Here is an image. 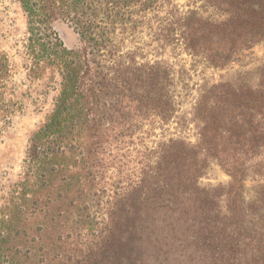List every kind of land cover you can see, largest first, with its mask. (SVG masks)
Segmentation results:
<instances>
[{"label":"trees","instance_id":"obj_1","mask_svg":"<svg viewBox=\"0 0 264 264\" xmlns=\"http://www.w3.org/2000/svg\"><path fill=\"white\" fill-rule=\"evenodd\" d=\"M18 1L29 76L55 71L61 80L29 138L22 177L0 202V264H146L148 252L166 257L189 240L194 255L205 253L197 264H264V229H244L241 192L255 166L264 204V83L205 86L193 106L194 143L148 140L178 105V70L160 43L177 33L189 56L224 67L264 41V0H208L218 20L168 9L167 0ZM67 18L80 36L75 49L51 27ZM115 19L154 28L148 43L160 47H120L130 34L115 31ZM9 74L0 53V118L17 108ZM208 157L230 177L223 212L221 189L198 184Z\"/></svg>","mask_w":264,"mask_h":264},{"label":"rangeland","instance_id":"obj_2","mask_svg":"<svg viewBox=\"0 0 264 264\" xmlns=\"http://www.w3.org/2000/svg\"><path fill=\"white\" fill-rule=\"evenodd\" d=\"M167 1L166 8L176 9L175 11L185 15L195 14L210 20L223 17L208 0ZM114 21L115 31H120L124 36L130 34L129 39L120 47H140L137 46L140 41L142 47L158 46L155 43H148L155 31L154 28L136 29L130 25V20L126 21V24L122 20ZM146 21L147 19H143L147 25ZM27 25L26 14L18 0H0V53L7 55L10 67L9 78L6 81L7 96L12 98L17 107L8 117L0 118V202L7 198L8 192L21 179L29 138L51 112L60 89L61 79L55 71L46 72L40 79L29 76L31 60L26 48ZM155 26L157 23L152 24V27ZM51 27L67 48L75 49L80 46V36L75 32L74 23L70 18L54 20ZM131 37H134V42L130 41ZM160 46L166 47L169 55H173L170 60L174 62L175 70H178L174 75L177 80L174 97L178 105L176 117L168 124L160 125V128L153 132L154 135L148 138L150 142L156 143L170 137L190 143L196 141L197 122L194 120L193 106L203 87L218 82H228L237 87H254L264 83V41L239 53L233 61L221 68L209 66L200 59L189 56L184 51L185 46L177 33L170 34ZM205 163L206 167L198 184L200 188L211 193L219 192L221 189L218 206L223 212V198L228 190L230 177L217 160L208 157ZM255 172V166H250L243 180L241 192L243 206L246 209L244 229L256 231L264 229V204L258 200L263 183ZM184 247V250L169 253L166 257L161 255L157 257V251L154 253L150 251L146 264H153L157 258L162 264H197L201 258L199 255L205 254L198 250V254L194 255L196 247L191 240L187 241ZM163 248L168 250V246Z\"/></svg>","mask_w":264,"mask_h":264}]
</instances>
